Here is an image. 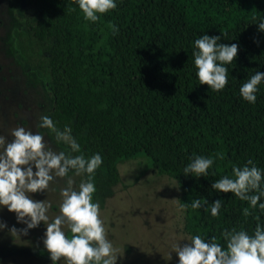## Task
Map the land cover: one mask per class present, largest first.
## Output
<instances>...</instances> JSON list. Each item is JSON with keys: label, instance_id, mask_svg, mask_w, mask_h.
Wrapping results in <instances>:
<instances>
[{"label": "trees", "instance_id": "obj_1", "mask_svg": "<svg viewBox=\"0 0 264 264\" xmlns=\"http://www.w3.org/2000/svg\"><path fill=\"white\" fill-rule=\"evenodd\" d=\"M8 12L6 53L27 78L47 79L45 115L57 128H71L85 156L101 155L106 186L119 181V158L144 155L176 180L180 205L201 198L200 208L183 207L190 237H215L226 247L225 230L252 234L258 222L264 226V211L211 187L232 175L233 164L251 160L264 169V82L255 103L239 93L250 75L264 71V31L256 22L264 0H116L95 22L84 19L75 0H8ZM205 33L238 45L221 90L196 77L193 41ZM217 152L223 159L214 160L207 177L182 172L193 154ZM216 199L222 206L213 216Z\"/></svg>", "mask_w": 264, "mask_h": 264}, {"label": "clouds", "instance_id": "obj_2", "mask_svg": "<svg viewBox=\"0 0 264 264\" xmlns=\"http://www.w3.org/2000/svg\"><path fill=\"white\" fill-rule=\"evenodd\" d=\"M75 3L82 10L84 19L93 22L99 19L98 14L116 7V0H75ZM256 22L258 30L264 31V17ZM219 40L218 35L205 33L193 41L192 49L196 77L214 91L223 89L228 82V66L238 51L236 43L225 44ZM262 82L264 71L254 72L240 85L241 97L255 103L258 85ZM38 127L54 133L57 142L68 146V152L53 150L41 132H33L23 126L11 130L10 141L0 134V206L14 211L17 220L25 224L21 232L43 222V244L52 264H57L61 258H64L65 264H116L117 249L106 236L100 205L93 200L96 188L92 177L102 164L101 155L93 153L85 156L71 128L67 125L63 129L57 128L47 115L40 117ZM216 159H223V153L217 152L215 156L193 154L182 172L207 177ZM70 171L85 176L75 187L72 177L68 176ZM231 172L232 175L215 179L211 187L217 192L230 191L240 200L247 201L250 207L264 211V169L248 160L241 166L233 164ZM55 177L67 179L66 186L60 189L59 214L50 219L48 211L51 202L34 199L30 193L45 191ZM188 206L200 208L201 198L193 199L190 205H180L182 208ZM221 206L222 199L212 201L211 215H217ZM243 213L249 215V207H245ZM256 219L259 220V217ZM5 226L0 221V230ZM65 227L72 235H66ZM222 235L226 247L215 242V237L206 241L199 234L191 235L190 243L183 246L176 244L177 264H264V226L259 222L252 234L233 228L225 230Z\"/></svg>", "mask_w": 264, "mask_h": 264}, {"label": "rangeland", "instance_id": "obj_3", "mask_svg": "<svg viewBox=\"0 0 264 264\" xmlns=\"http://www.w3.org/2000/svg\"><path fill=\"white\" fill-rule=\"evenodd\" d=\"M11 22L8 0H0V134L10 141L11 130L23 126L41 132L48 146L61 151L66 144L53 142L38 127L40 117L51 107L47 79L27 78L5 51L4 39ZM116 165L118 182L105 185L102 165L92 177L96 188L93 200L100 205L106 236L117 249L116 264H177L174 246L190 243V236L183 230L184 210L178 201L176 180L158 173L144 155L119 158ZM68 176L74 187L85 178L73 171ZM66 179L55 177L45 191L30 193L34 199L51 202L50 219L59 214L60 189L66 186ZM0 221L6 225L0 230V264H52L43 244V222L21 232L25 224L6 206H0ZM65 230L66 235H72L66 227ZM57 264H65L64 258Z\"/></svg>", "mask_w": 264, "mask_h": 264}]
</instances>
